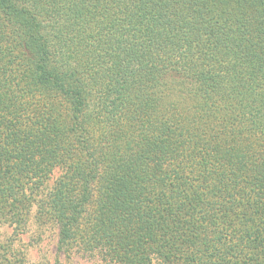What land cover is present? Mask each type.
Returning a JSON list of instances; mask_svg holds the SVG:
<instances>
[{
    "label": "trees",
    "instance_id": "16d2710c",
    "mask_svg": "<svg viewBox=\"0 0 264 264\" xmlns=\"http://www.w3.org/2000/svg\"><path fill=\"white\" fill-rule=\"evenodd\" d=\"M32 209L106 264H264V0H0V223Z\"/></svg>",
    "mask_w": 264,
    "mask_h": 264
},
{
    "label": "rangeland",
    "instance_id": "374dc122",
    "mask_svg": "<svg viewBox=\"0 0 264 264\" xmlns=\"http://www.w3.org/2000/svg\"><path fill=\"white\" fill-rule=\"evenodd\" d=\"M55 170L47 182L50 187L58 176ZM0 242L9 245L16 254L39 264H106L96 253L73 252L64 254L57 248V227L51 223L41 224L36 219L35 209L28 217L27 228L23 233L14 232L13 227L0 223Z\"/></svg>",
    "mask_w": 264,
    "mask_h": 264
}]
</instances>
